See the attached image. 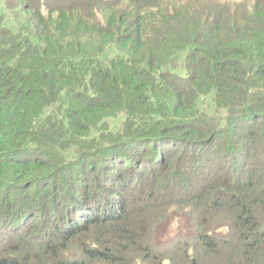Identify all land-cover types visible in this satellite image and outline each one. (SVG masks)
Listing matches in <instances>:
<instances>
[{
    "label": "trees",
    "instance_id": "1",
    "mask_svg": "<svg viewBox=\"0 0 264 264\" xmlns=\"http://www.w3.org/2000/svg\"><path fill=\"white\" fill-rule=\"evenodd\" d=\"M18 1L21 24L0 16V264H264V0ZM196 153L194 234L156 245L185 201L150 189ZM152 154L140 175L120 159Z\"/></svg>",
    "mask_w": 264,
    "mask_h": 264
},
{
    "label": "rangeland",
    "instance_id": "2",
    "mask_svg": "<svg viewBox=\"0 0 264 264\" xmlns=\"http://www.w3.org/2000/svg\"><path fill=\"white\" fill-rule=\"evenodd\" d=\"M232 3H236V4H242L244 3L243 0H238V1H232ZM250 5H252V1L250 0ZM229 9H233L231 6L228 7ZM21 10V3L18 0H0V16L2 15L4 17V22H6L8 25H12L13 27L18 26L19 24H21L23 22V20L25 19V16L20 12ZM15 23V24H14ZM11 26V27H12ZM211 99H209L206 103L207 106H201V110L203 112L208 111L209 113H211L210 115L212 117L215 116L214 114V110L213 112L209 111V106H212V102L210 101ZM223 115L224 112L222 111ZM202 114V112H201ZM219 116V113H217ZM124 116L118 117L117 119H115L114 121H111V125H112V130L116 131L119 129L122 121H123ZM113 123V124H112ZM233 141H235L233 138H231ZM228 143V142H227ZM153 157H150L151 159L147 162H143L141 159V155L139 158H137L136 160L134 159H129V158H124V157H120L121 160H125L122 161V163L124 164V166L126 165L129 170H130V174L134 175H140V170L142 171V167L140 165H149V164H154L155 162L160 161V155H154L152 154ZM195 159H192L191 156H188V158H190V160L187 162V164L184 166V170H179L176 169L175 167L172 168V171L174 172V175L176 176H172V178H168L169 176H166L164 179H160V183H158L157 188L155 187L156 185H152V188L150 189V184L149 181L147 180V186L146 188H149L150 190L153 189H157L158 193L156 194V196L159 198H162V194H163V190L165 189L163 187L164 184H174L175 187V193L177 194L176 200L178 199V201H185V203L183 204H177L174 203L173 205H171L170 208L164 209L166 210V213L164 214L163 218L161 220H159L158 224L161 225L159 227H157L153 234H152V239L155 240V244L156 245H161L163 247L165 246H169L170 244V240L173 239L174 237L177 236H184L186 237L189 232L188 230L191 232V234H194L195 231V227L193 224V217L194 214H198V209L196 208H192L191 206H189L191 204V202H188L191 196V192L188 188L185 187V181L187 180V178L189 179V177H191L192 182L197 184L198 183V153L194 154ZM101 158H98V161ZM103 159H101L102 161ZM101 161L97 163V165H101ZM89 164H91V168L93 169L95 162H89ZM77 167V166H76ZM73 166L68 167L67 170L72 169ZM123 168L119 167V171H121L120 169ZM144 168V167H143ZM76 169V168H75ZM189 170L188 173L186 170ZM64 170V171H65ZM147 172V170H144ZM187 173V174H186ZM196 174V175H195ZM147 174L144 175V177H146ZM77 177V176H76ZM187 185V184H186ZM198 185V184H197ZM98 188V187H97ZM39 189V188H38ZM40 190V189H39ZM138 190H128L127 191V198L130 199V197H133V195L137 196ZM147 194V192L145 193V195ZM90 196L94 195V196H99L102 199H108V195H103L102 192L98 191L96 189V187L93 189V191H90ZM183 197V198H180ZM164 199V198H162ZM161 199V201H162ZM118 200V199H115ZM157 200V199H156ZM160 201V202H161ZM119 202V201H116ZM143 202V201H142ZM140 202V203H142ZM158 202V203H160ZM139 203V202H138ZM118 203H116L117 205ZM135 206H137V204H134ZM133 206L132 202H129L127 204V207H131ZM162 209L159 210H155L154 213H159ZM224 233H227V230H224ZM193 236V235H192ZM43 243H40V245H42ZM70 252L73 253L74 255H81L80 250L78 249V247L72 245Z\"/></svg>",
    "mask_w": 264,
    "mask_h": 264
}]
</instances>
